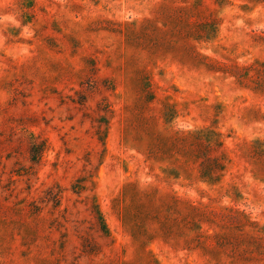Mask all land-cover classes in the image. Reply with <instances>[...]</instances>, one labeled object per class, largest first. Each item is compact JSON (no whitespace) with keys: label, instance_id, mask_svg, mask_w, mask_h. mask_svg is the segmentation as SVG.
Segmentation results:
<instances>
[{"label":"rangeland","instance_id":"rangeland-1","mask_svg":"<svg viewBox=\"0 0 264 264\" xmlns=\"http://www.w3.org/2000/svg\"><path fill=\"white\" fill-rule=\"evenodd\" d=\"M0 264H264V0H0Z\"/></svg>","mask_w":264,"mask_h":264}]
</instances>
